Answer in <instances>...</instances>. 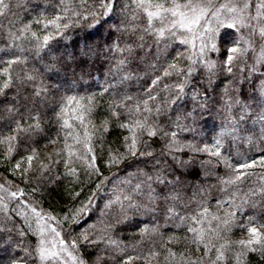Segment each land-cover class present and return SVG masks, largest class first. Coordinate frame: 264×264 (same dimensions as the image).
I'll return each instance as SVG.
<instances>
[{
	"label": "trees",
	"instance_id": "1",
	"mask_svg": "<svg viewBox=\"0 0 264 264\" xmlns=\"http://www.w3.org/2000/svg\"><path fill=\"white\" fill-rule=\"evenodd\" d=\"M108 2L5 0L0 264H66L39 258L38 209L90 264H264V246L235 240L264 229V0H204L192 31ZM221 4L238 11L212 16ZM136 120L151 155L128 152Z\"/></svg>",
	"mask_w": 264,
	"mask_h": 264
},
{
	"label": "snow or ice",
	"instance_id": "2",
	"mask_svg": "<svg viewBox=\"0 0 264 264\" xmlns=\"http://www.w3.org/2000/svg\"><path fill=\"white\" fill-rule=\"evenodd\" d=\"M63 2V0H62ZM137 7L140 8L143 12L148 17V22L149 25L152 24L153 20H163L166 14H171L172 17L178 19H173L171 21V27L172 28H184L187 29L188 31H192V26L197 25L200 23L201 19L209 14V8L207 6H204V0H197V3H193V0H186L185 3L181 4L179 0H135ZM207 5H211V0H206ZM167 5V6H166ZM102 6L105 8L104 14L107 15L108 11L111 10V0H109L108 3H102ZM261 7H264V3L260 5ZM9 5L5 3V0H0V15H4L6 10L8 9ZM249 7L248 0H244V7L239 9L240 12H243L245 9ZM226 9L228 12L235 13L238 11L236 7H230L228 4H221L220 8H217L215 11L211 13L212 16H217L220 13V9ZM154 9V10H153ZM182 9H187L188 12L183 11ZM189 12L192 13L191 16H189ZM61 17H56L53 20H49L44 26L47 27L49 24L59 28L60 25L57 23L58 20H60ZM39 23V21H38ZM68 25L65 24L64 27H67ZM232 25H230L231 27ZM158 32V35L163 36L164 35V28H160L156 30ZM262 33H264V30H262ZM33 36H35V33H32ZM51 37L45 36L44 37V43H47L48 40ZM184 43H189V41L185 40ZM232 53H238L241 51L239 48H232L230 49ZM233 56L228 57V61L231 62ZM18 61H12L11 63H17ZM170 67H175V65H171ZM230 70V69H229ZM5 73H7L8 69H4ZM165 75H170L169 72L165 71ZM159 79V78H157ZM157 81H153L155 84ZM4 88L8 87V83H4L3 85ZM2 91V90H0ZM91 99V98H89ZM75 97H68L67 102L68 104H71L73 101H75ZM76 104L78 107H84L83 105L79 104V101H76ZM63 111V110H62ZM82 119V117H80ZM146 123L147 121L145 120L144 122H141L140 120H136L134 122V125L132 127H129V124H122L121 127L128 128L129 131L132 133L131 137H125V141H129L130 143L128 145V152L131 156L135 157L137 155L144 156V155H151V153H146L143 151L138 152L137 150V145L140 142L139 141V136L136 134V130L139 129L141 131H147L148 136H155L156 132L155 130H152L151 128H146ZM65 124L67 125V121H65ZM38 127V125H37ZM18 131H24V129L17 127ZM8 140H15L16 137H9L7 138ZM11 151V148L9 149ZM91 151V149H89ZM218 154V153H214ZM33 157L29 156L27 157V160L31 162ZM94 159V158H93ZM120 157L119 156H113L112 160L110 163L113 164H118L120 163ZM17 168L20 167V164L16 165ZM240 168H245V167H250V165H240ZM236 179H240V176H237ZM15 195V193H13ZM191 231L196 232V229H191ZM249 232L252 235L251 239L248 240H239L236 243L241 244V245H246L250 246L252 244H260L264 246V234H261L256 228H249ZM87 238V237H85ZM202 238V237H199ZM207 247V246H206ZM223 247V246H222ZM253 251L255 249H252ZM55 253L49 252L46 248L41 247L39 250V258L43 260L49 259L51 256H54ZM155 255V254H153ZM173 256L175 255L174 253L172 254ZM217 259H223V253H221ZM82 264V262H81ZM98 264V262H97Z\"/></svg>",
	"mask_w": 264,
	"mask_h": 264
},
{
	"label": "rangeland",
	"instance_id": "3",
	"mask_svg": "<svg viewBox=\"0 0 264 264\" xmlns=\"http://www.w3.org/2000/svg\"><path fill=\"white\" fill-rule=\"evenodd\" d=\"M255 124L256 122L253 121L251 125L252 126L251 128H253L252 130L255 129L254 128L255 126H257L256 129H261V127L258 128V125H255ZM249 133H251V131H249ZM37 212L40 215V219L38 221V224H39L38 227H39L41 247L46 248L51 253H55V255L52 257L58 260H61L63 263L81 264L82 262V264H90V262H86L83 260L79 261V259L77 258L70 244L71 241L68 238V234L62 231L59 224L57 222H54L52 217L48 213H46L42 209H38ZM252 228H256L261 234H264V229L260 227H252ZM251 238H252V235L248 229L242 232L241 234L237 235L235 240L237 241L242 240V239L248 240ZM242 246L248 247L246 245H242Z\"/></svg>",
	"mask_w": 264,
	"mask_h": 264
}]
</instances>
